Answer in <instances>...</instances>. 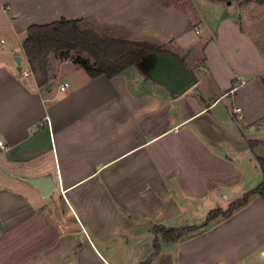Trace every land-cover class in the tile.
<instances>
[{
    "label": "crops",
    "instance_id": "0c3cea01",
    "mask_svg": "<svg viewBox=\"0 0 264 264\" xmlns=\"http://www.w3.org/2000/svg\"><path fill=\"white\" fill-rule=\"evenodd\" d=\"M208 1L207 17L179 0H0V264H264L257 194L180 239L154 233L201 226L264 179V3ZM63 17L150 41L195 82L175 94L141 65L92 77L54 55L39 85L27 30ZM39 176L47 196L24 180Z\"/></svg>",
    "mask_w": 264,
    "mask_h": 264
},
{
    "label": "trees",
    "instance_id": "16d2710c",
    "mask_svg": "<svg viewBox=\"0 0 264 264\" xmlns=\"http://www.w3.org/2000/svg\"><path fill=\"white\" fill-rule=\"evenodd\" d=\"M228 1V0H227ZM256 1L264 3V0H239ZM80 19L60 18L47 24H33L27 30V37L22 48L28 58L31 71L37 76L39 85H45L48 77V57L51 52L59 53L61 60L72 59L71 53L77 57L73 62L83 67L92 77L106 75L112 78L126 68L139 66L145 55L151 52L169 53L167 50L145 40H129L112 36L101 35L92 29H82L79 26ZM86 52L91 58H85L82 53ZM259 141H249L253 148ZM257 161L264 175V157L258 156ZM264 198L263 181L246 192L241 198L232 202L227 209L216 208L201 226H186L181 228H169L164 225H156L154 233L162 236L164 240H177L185 234L206 227L212 220L218 217H228L237 209L247 205L253 195ZM155 254L160 250L158 240H155ZM150 260L145 264H149Z\"/></svg>",
    "mask_w": 264,
    "mask_h": 264
},
{
    "label": "water",
    "instance_id": "95a60500",
    "mask_svg": "<svg viewBox=\"0 0 264 264\" xmlns=\"http://www.w3.org/2000/svg\"><path fill=\"white\" fill-rule=\"evenodd\" d=\"M16 61L21 63L20 55L16 56ZM140 65L149 78L164 83L175 94L182 93L195 82V77L182 60L169 53L151 52L144 56ZM19 69L22 70L21 65ZM24 180L37 187L43 196L56 188L50 176L24 177Z\"/></svg>",
    "mask_w": 264,
    "mask_h": 264
},
{
    "label": "rangeland",
    "instance_id": "374dc122",
    "mask_svg": "<svg viewBox=\"0 0 264 264\" xmlns=\"http://www.w3.org/2000/svg\"><path fill=\"white\" fill-rule=\"evenodd\" d=\"M165 1H170V0H165ZM181 3H182V5H189V6H191V7H194V5L198 8V9H200V11H201V13L203 14V15H205V16H210L208 13H207V11H208V7H207V5L210 3L208 0H179ZM236 4L233 6V8H232V11H234L236 8ZM213 13H214V11H213ZM256 13H254V15H255ZM213 16V15H212ZM255 19H256V17H254ZM248 20V19H247ZM100 34V33H99ZM101 35H103V34H101ZM107 36V35H106ZM54 55H56V57H58L59 59H60V57H59V53H56V52H51V54H50V59H49V57H48V68H49V60L51 61L50 63H52V65H53V68H56V66H54V64L56 65V63L58 62V60H56V58H55V56ZM71 56H72V59H75L76 57H77V54L75 53V52H72L71 53ZM82 56L83 57H85V58H91L90 56H89V54H87L86 52H84V53H82ZM71 59V60H72ZM22 65H23V67H27V65H26V63H25V60L23 59V61H22ZM48 77H49V72H48ZM35 78H37V76L35 75ZM37 80V79H36ZM49 82V81H48Z\"/></svg>",
    "mask_w": 264,
    "mask_h": 264
},
{
    "label": "built area",
    "instance_id": "2783aa9c",
    "mask_svg": "<svg viewBox=\"0 0 264 264\" xmlns=\"http://www.w3.org/2000/svg\"><path fill=\"white\" fill-rule=\"evenodd\" d=\"M22 71H23V73H24L25 76H28V75H30V73H32L31 71H29V72H28V71L26 72V71H24V70H22ZM67 87H68V83H64V84L61 86V89H62V90H65ZM236 110L239 111L240 109L237 108ZM0 144H2V141H0Z\"/></svg>",
    "mask_w": 264,
    "mask_h": 264
}]
</instances>
